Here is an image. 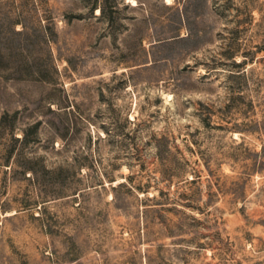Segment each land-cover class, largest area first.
I'll list each match as a JSON object with an SVG mask.
<instances>
[{"label":"rangeland","instance_id":"obj_1","mask_svg":"<svg viewBox=\"0 0 264 264\" xmlns=\"http://www.w3.org/2000/svg\"><path fill=\"white\" fill-rule=\"evenodd\" d=\"M0 264H264V0H0Z\"/></svg>","mask_w":264,"mask_h":264}]
</instances>
